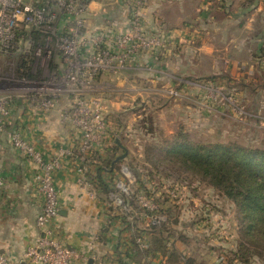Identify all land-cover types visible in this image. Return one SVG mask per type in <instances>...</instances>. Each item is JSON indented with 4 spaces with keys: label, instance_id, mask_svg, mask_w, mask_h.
Segmentation results:
<instances>
[{
    "label": "rangeland",
    "instance_id": "1",
    "mask_svg": "<svg viewBox=\"0 0 264 264\" xmlns=\"http://www.w3.org/2000/svg\"><path fill=\"white\" fill-rule=\"evenodd\" d=\"M134 1L125 3L132 7ZM196 1L199 0H158L159 32L175 30L178 36H167L171 44L165 35L152 36L161 47L159 53L153 54L157 57L155 64L139 66L131 62L130 67L103 72L92 87L91 94L101 99L106 118L119 124L111 136L120 158L114 160L110 188H115L117 181L125 184L130 195L122 192L125 205L132 200L133 205L140 206V199H146L169 207L171 210L165 214L158 209L157 214L150 212L161 215L167 231L175 236V225L189 222L193 226L202 221L205 225L201 229L209 245L222 242L230 247L234 243V250L242 240L256 251L247 255L250 259L246 264H264V248L250 246L248 236L242 232L243 214L238 213L232 200L203 180L197 170L183 164L182 158L169 157L182 140L206 148L230 144L264 150V41L259 46L255 34H243L239 40L248 38L247 47L253 51H229L216 59H200L197 46L190 44L188 48L183 31L188 22L186 13ZM210 2L214 8H223L224 14H233L241 6L237 0ZM136 15L133 18L137 21L140 12L136 11ZM143 49L147 47H140L137 55ZM1 57L0 89L18 91L16 94L25 88L46 86L37 82L50 78L54 68L51 61L43 69L32 61L30 77H25L29 82H18L22 77L18 62L14 65V59Z\"/></svg>",
    "mask_w": 264,
    "mask_h": 264
},
{
    "label": "crops",
    "instance_id": "2",
    "mask_svg": "<svg viewBox=\"0 0 264 264\" xmlns=\"http://www.w3.org/2000/svg\"><path fill=\"white\" fill-rule=\"evenodd\" d=\"M135 2L129 7L125 0H90L85 14L86 34L103 31L104 45L113 49L115 36L131 33L135 27H139L146 36L165 35L171 44L173 41L167 36L175 37L178 34L175 30H172L173 33L159 32L158 18L161 15L158 7L161 4L158 0H144L140 6ZM237 2L241 6L233 14H224L223 8H214L210 0L196 1L195 5L189 7L186 13L188 22L183 29L184 39L188 41V48L190 44L193 48L197 46L200 59H216L220 53L229 51H253L252 47H247V42H250L248 38L239 40L243 34H255L256 43L259 46L263 43L264 0ZM134 9L140 12L138 26L133 18ZM59 24L62 29L70 27L66 18L60 19ZM160 48L159 44L153 49H143L142 53L131 56L130 65L131 62L139 66L155 64L157 57L153 54L159 53ZM146 50L151 54H147ZM20 60L15 59V63ZM70 104L71 98L62 94L51 109L43 111L29 95L16 94L12 97L4 130L0 131V177L4 181L0 188V256L11 263H19L25 248L38 233L35 218L42 202L37 190L38 170L35 163L13 147L10 135L18 132L42 153L44 159L57 157L59 160L52 175L59 204L58 216L53 224L60 241L84 255L73 264H187V260L190 264H243L231 258L230 250H233L234 243L230 247L229 243L222 242L209 245L210 240L201 229L205 225L202 221L193 226L189 222L184 225L180 223L178 227L175 225L173 229L178 232L177 236L171 231H164V253L158 250L143 252L150 248L154 239L150 225L155 214L150 215L146 213L147 209L133 204L126 205L125 209L113 206L108 192L98 186L97 168L101 159L107 157V148L113 142L110 141L89 167L90 183L87 184L83 182L84 175L77 171L79 161L58 154L61 149L76 147L80 140L79 132L62 117ZM107 121L112 136L119 124L115 119L112 122L108 116ZM116 155L118 157V153ZM101 177L108 185L113 182L107 171ZM196 228H200L202 233H197L200 230ZM193 233H197V236Z\"/></svg>",
    "mask_w": 264,
    "mask_h": 264
},
{
    "label": "built area",
    "instance_id": "3",
    "mask_svg": "<svg viewBox=\"0 0 264 264\" xmlns=\"http://www.w3.org/2000/svg\"><path fill=\"white\" fill-rule=\"evenodd\" d=\"M135 4L140 6L142 1L136 0ZM87 7L86 0H0V56L14 59L13 64L15 59L22 58L21 67H26L27 71L32 61L38 62L42 69L51 61L54 66L51 77L37 82L46 86L25 88L19 94L29 95L43 111L51 109L62 94L71 98L62 117L79 132L80 140L76 147L61 149L58 154L79 161L77 171L84 175L85 184L90 183L89 167L112 141L103 103L91 94L92 87L101 73L129 67L131 56L136 55L140 47L153 49L158 45L156 38L147 37L135 27L132 33L115 36L113 49L106 47L103 31L86 34L84 30ZM134 10L137 17L138 10ZM62 18L67 19L70 27L61 28L59 20ZM20 76L18 82H29L25 79L27 76ZM16 92L0 89V131L4 130ZM10 141L36 164L37 190L42 202L35 218L38 233L25 248L23 259L11 263L0 256V264H73L84 258L78 250L63 244L55 233L53 221L58 216L59 204L52 175L59 165L58 158L44 159L18 132L11 133ZM123 174L128 178L127 173ZM3 182L0 177V188ZM114 187L110 188L108 197L113 206L123 209L126 205L122 195L130 196L129 192L122 181L115 182ZM90 194L94 196L93 192ZM140 206L157 214L158 204L154 202L140 199ZM161 218L155 215L153 220L159 222Z\"/></svg>",
    "mask_w": 264,
    "mask_h": 264
},
{
    "label": "trees",
    "instance_id": "4",
    "mask_svg": "<svg viewBox=\"0 0 264 264\" xmlns=\"http://www.w3.org/2000/svg\"><path fill=\"white\" fill-rule=\"evenodd\" d=\"M86 1L89 2L90 0ZM21 61H23L22 58ZM21 61L18 62V71L20 68L23 69L19 74L30 77L26 67H21L23 65ZM117 149V145L107 148V157L101 159V164L97 168L98 186L104 192L110 191V184L105 183L101 175L104 171L109 172V174L113 171V166L116 164L114 160L117 156ZM172 153L169 157L178 156L182 158L183 164L191 170H197L203 180L222 191L227 198L232 200L238 213L243 214L244 221L240 220L243 227L242 232L248 236L250 246L264 248V150H247L241 146L230 144H216L206 148L182 140L179 141V149ZM130 202L134 204L132 200ZM158 205V212L160 213L165 214L171 210L167 206L162 207L160 202ZM135 206L138 207V205ZM145 211L150 215L152 214L148 209ZM150 231L153 232L154 239L150 248L143 250V252L158 250L164 253L166 245L163 232L167 231L166 221H153L150 225ZM180 237L184 239L182 235ZM230 252L231 258L243 264H246L247 260L250 259V256L247 255L256 253L255 250L246 247L242 240H239L236 248ZM187 264H190L189 260H187Z\"/></svg>",
    "mask_w": 264,
    "mask_h": 264
},
{
    "label": "water",
    "instance_id": "5",
    "mask_svg": "<svg viewBox=\"0 0 264 264\" xmlns=\"http://www.w3.org/2000/svg\"><path fill=\"white\" fill-rule=\"evenodd\" d=\"M120 157H117V159H119Z\"/></svg>",
    "mask_w": 264,
    "mask_h": 264
}]
</instances>
